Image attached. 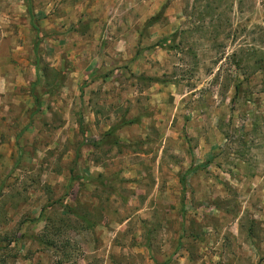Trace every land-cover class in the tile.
Instances as JSON below:
<instances>
[{
  "label": "rangeland",
  "instance_id": "rangeland-1",
  "mask_svg": "<svg viewBox=\"0 0 264 264\" xmlns=\"http://www.w3.org/2000/svg\"><path fill=\"white\" fill-rule=\"evenodd\" d=\"M0 264H264V0H0Z\"/></svg>",
  "mask_w": 264,
  "mask_h": 264
},
{
  "label": "trees",
  "instance_id": "trees-1",
  "mask_svg": "<svg viewBox=\"0 0 264 264\" xmlns=\"http://www.w3.org/2000/svg\"><path fill=\"white\" fill-rule=\"evenodd\" d=\"M167 44H168V38L164 37V38H161V39L157 40L156 42H154L152 47L164 48V47H166ZM37 45H38V42L35 44V50L37 49Z\"/></svg>",
  "mask_w": 264,
  "mask_h": 264
}]
</instances>
